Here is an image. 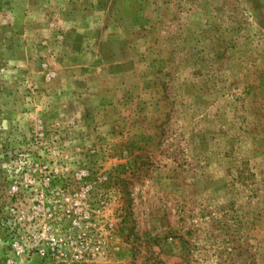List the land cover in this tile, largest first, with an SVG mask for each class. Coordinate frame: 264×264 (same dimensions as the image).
<instances>
[{"label": "rangeland", "instance_id": "obj_1", "mask_svg": "<svg viewBox=\"0 0 264 264\" xmlns=\"http://www.w3.org/2000/svg\"><path fill=\"white\" fill-rule=\"evenodd\" d=\"M12 185H92L91 264H264V0H0V264Z\"/></svg>", "mask_w": 264, "mask_h": 264}, {"label": "built area", "instance_id": "obj_2", "mask_svg": "<svg viewBox=\"0 0 264 264\" xmlns=\"http://www.w3.org/2000/svg\"><path fill=\"white\" fill-rule=\"evenodd\" d=\"M92 185L70 190L60 185H12L11 194L28 196L8 205V246L4 264H91L103 242L88 207Z\"/></svg>", "mask_w": 264, "mask_h": 264}]
</instances>
